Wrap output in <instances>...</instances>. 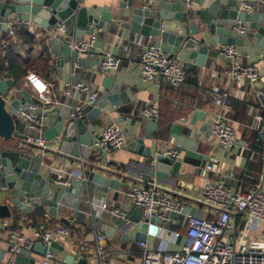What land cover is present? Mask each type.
Masks as SVG:
<instances>
[{"label": "crops", "instance_id": "1", "mask_svg": "<svg viewBox=\"0 0 264 264\" xmlns=\"http://www.w3.org/2000/svg\"><path fill=\"white\" fill-rule=\"evenodd\" d=\"M122 1L124 0H81V6L85 7L89 14L95 10L96 18H99L103 12H108L111 15L112 24L104 23L100 28L91 60H86L87 55H80L81 58H84V67L78 66L79 81L89 91L97 92L98 98L102 94L104 78L112 77L113 83L114 78L121 75V91H124V94L118 97V106L107 103L103 109L107 114L103 117V124L99 132L105 124L116 122L124 133L125 145L121 148L101 149L102 156L98 161L96 160L97 163L120 174H125L126 171L135 173L136 169L140 168L137 163H142L144 158L135 152L133 143L137 138L142 137L147 128L149 119L142 116V110L146 106L156 104L160 111L157 119H151L159 130L151 133V140H144L146 147L153 146V154L157 152L167 154L172 151L173 139L167 137L171 123H179L184 126V129L192 127V130L200 131L205 123L211 127L213 117L225 109L236 130V143L228 149L221 147L212 137L210 128L208 136L202 140L198 147V152L208 157V160H202L199 166L182 163L177 177L168 181L156 179V182L161 191L184 200L190 207L200 208L203 214H206L207 210L200 203V194L207 181L222 183L228 186L232 192L264 187V49L249 38L243 40V46H238L243 63H256L259 66V80L252 86L246 80L233 81L223 74L229 59L221 54H217L216 57L208 56L203 65H198L194 60L188 58L187 51L175 47H171L168 53L176 56L182 63L185 72L182 85L172 88L162 83L144 81L140 77V47L137 45V39L144 41L147 37L131 32L127 20L119 17L118 5ZM158 1L148 0L153 8H157ZM165 1L170 5L173 2H183L184 0ZM189 7L200 8L193 0ZM11 21H17V19L12 18ZM198 29L200 32L195 37L198 39L205 37V43L210 45L209 47L217 49L219 44L208 38V33L204 32L205 25L198 26ZM162 30L182 34L187 30V23L176 18L169 21L164 20ZM17 33L18 41L10 42L11 53L15 54L20 61L26 59L28 52L36 59L34 66L29 68L27 73L17 81L20 88L26 89L35 96V92L27 80V75L34 73L43 82L54 81L55 88L52 94H54L57 105L70 106L72 99L74 105H84L90 100L89 93L86 91L73 90L70 94L65 92L67 85L74 84L73 79L76 74L69 63H65L63 67L59 68L56 59L51 57L47 50H43V46L47 44L49 32L41 26L28 22L20 23ZM26 34L33 37H27ZM6 35L7 32L3 34L0 43L6 38ZM61 36L65 37L64 34ZM153 40L160 46L159 37H153ZM104 52H110L119 57L120 65L117 70L101 75L96 69ZM2 57L3 52H0V72L6 73L1 62ZM75 66L77 67V65ZM10 77L13 79L12 76ZM222 92L227 93L230 99L227 106L223 103ZM51 107L45 106L43 111ZM195 112L201 113V117L198 115L194 125L190 126L189 121ZM258 113L262 114L263 121L257 127L254 117ZM42 118L43 131H45L49 126L45 117ZM27 130L33 135L37 134L32 129L28 128ZM160 130L163 135L162 139L165 141H162L156 148L155 138H159ZM166 138L168 139L166 140ZM182 156L183 153L180 152L177 159L180 160ZM54 163L53 165L59 166L58 168L63 170L69 181L77 171L83 175L84 168L80 163L61 160H54ZM208 164L211 165V170L206 172L205 167ZM134 179L136 178L119 179L121 184L117 189H110L107 193H98L89 204L82 203L79 209L88 215L83 223L77 222L73 211L63 206L58 211L57 217L65 218L68 221L66 224L50 218L46 207L32 209L27 217H22L17 211L14 225L9 220H0V252H4L6 255L10 253L8 237L13 232L29 239L32 237L34 228L40 223H45L49 227L62 224L70 230V235L59 243L64 247L63 251L57 250V254L54 255V259L62 264H64L65 255L74 256L73 264H77V260L81 257L86 258L88 264H99V258L95 255L94 249L96 233H102L105 236L102 259L107 260L109 264H141L142 252L135 238V226L126 219L122 225H116V221L119 219L111 216L108 211L100 212L99 210V205L106 203L109 208L115 207L126 212L132 211L131 216L136 214L135 206L126 195V190ZM6 196V193H0L1 203L4 202ZM93 213L95 216H100L101 223L115 229L111 237H108L105 232H101L99 226H87L89 217ZM182 229L183 226L178 219H172L169 223V230H178L182 233ZM262 229L264 231V225H262ZM144 242L146 247L151 250L161 244L157 234L155 236L147 234ZM183 243L184 239L179 238L175 243H167L166 248L168 251H178ZM30 256L34 259V264H40L43 258V255L33 249L30 250ZM1 264H4V261Z\"/></svg>", "mask_w": 264, "mask_h": 264}, {"label": "water", "instance_id": "2", "mask_svg": "<svg viewBox=\"0 0 264 264\" xmlns=\"http://www.w3.org/2000/svg\"><path fill=\"white\" fill-rule=\"evenodd\" d=\"M193 2L200 8L188 7L184 1L169 5L167 1L159 0L157 8H153L148 0H124L118 5L119 17L127 20L131 32L145 37H159L160 47L164 52L168 53L171 47L181 48L198 65H203L206 57H216L219 54L217 49L205 43V37H195L200 32V25H205L204 32L208 33L207 37L217 44L241 47L243 40L249 38L264 49L263 12L238 11V0ZM248 2L251 5L256 4L254 0ZM95 15V10L89 14L81 6V0H0V40L7 32L12 18H16L19 23L32 22L49 33L63 25L65 37L61 34L49 36L46 50L56 59L59 68L69 63L76 74L74 84H77L80 83L78 66L84 67V58L71 49L70 40H80L88 35L91 23L99 28L104 23L112 24L108 12H103L99 18ZM174 18L187 23L186 32L176 34L162 30V22ZM91 59L92 55H87L86 60ZM121 86V75L114 78L113 83L112 77H105L101 96L81 105L78 116L71 119L69 115L72 112L73 99L70 106L57 105L43 111L42 103L36 96L20 88L8 72H0V193L7 194L4 202H0V220H9L14 225L17 211L22 217H27L32 209L46 207L50 218L66 224L68 221L65 218L57 217L63 206L73 211L77 222L83 223L88 215L79 206L82 203L89 204L98 193L117 189L121 184L119 179L140 177L147 180L152 175L159 181H168L178 176L182 163L199 166L202 160H208V157L198 152V147L208 136V129L211 128L209 124L205 123L200 131L192 130V127L184 129L179 123L170 124L167 137L173 139L172 151L183 153L178 160L165 153L153 154V146L144 145V140H151V133L159 130L155 122L149 119L142 137L133 143L135 152L144 158L142 163H137L140 168L135 173L126 171L125 174H120L97 163L102 156L101 148L93 151L91 147L97 139L103 117L107 114L103 109L107 103L118 106V97L124 94ZM32 106L36 107L35 112L38 115L45 117L49 126L43 131V136L47 140L59 137L58 151L46 150L43 155L35 154V146L26 141L32 132H28L26 122L19 114L22 111L28 112ZM198 115L201 117V113L193 114L189 121L190 126L194 125ZM158 135L159 138H155L156 148L165 141L162 139L161 130ZM54 160L80 163L84 168L82 178L72 176L68 185H59L56 175L47 167ZM134 209L136 214L131 216L132 211L127 212L124 219L116 221V225H122L128 220L135 226L136 240L144 242L147 234L156 235L158 220L153 215L141 221V208L135 206ZM188 214L200 217L202 210L186 205L180 214L171 213L170 218L182 222ZM92 225L99 226V230L108 237L115 232L114 228L101 223L100 216H95L94 213L87 223L89 227ZM163 226L167 227V224ZM32 249L43 256L47 252L54 256L57 250L63 251L64 247L56 242L47 247L37 241ZM2 261L4 264H34L30 251L25 250L10 252L8 255L0 252V264ZM73 262V255H65L64 264ZM77 264H88V261L81 257Z\"/></svg>", "mask_w": 264, "mask_h": 264}, {"label": "built area", "instance_id": "3", "mask_svg": "<svg viewBox=\"0 0 264 264\" xmlns=\"http://www.w3.org/2000/svg\"><path fill=\"white\" fill-rule=\"evenodd\" d=\"M255 5H251L248 0H238V11L263 12L264 1L254 0ZM186 6H190L192 0H184ZM19 22L10 21L8 24L7 36L9 42L18 41ZM90 33L80 40L71 39L70 47L79 55H92L95 49L94 43L97 39L100 28L95 23H91ZM65 34L63 25H59L56 30L51 31L49 36ZM140 47V77L144 81L165 84L172 88L182 85L185 72L182 63L176 56L166 53L155 44L153 37L148 36L144 41L137 39ZM219 54L228 58L229 62L223 70V74L233 81L246 80L249 85H253L259 80V66L256 63L245 64L241 61V53L235 45L217 46ZM7 65V62H4ZM120 65V58L110 52H104L97 72L101 75L109 71L117 70ZM27 80L35 92V96L42 103V107H54L57 101L52 94L55 88L54 81L43 82L34 73L27 75ZM73 90H82L89 93L90 100L97 98V92H91L81 83L67 85L65 92L70 94ZM260 94H262L260 92ZM224 105L229 104L228 94L222 92ZM88 101V102H89ZM81 105L72 104V112L69 117L75 119L80 112ZM36 107L32 106L28 112H20V117L26 122L29 129L37 132L36 135H28L26 141L33 144L35 154L43 155L46 150L58 151L59 137L47 140L43 136V118L35 112ZM160 115L156 104L146 106L142 110V116L147 119H157ZM257 127L263 121L262 114L255 115ZM212 137L223 148L232 147L236 139V130L227 111L222 109L215 115L211 123ZM125 145L124 133L116 122H109L102 126L97 139L93 141L91 149L97 148H121ZM177 152L169 151L166 155L178 157ZM49 163L47 167L56 175L59 185H68L69 179L61 168ZM211 165L205 167V171H210ZM74 173V172H72ZM72 176L79 179L82 173L75 172ZM126 195L134 206L142 210L141 221L151 216H155L157 222V235L161 244L156 249H148L145 242L138 241L141 247V264H264V187L255 190L232 192L228 186L214 181H207L201 190L200 203L206 214L200 217L185 215L181 222L184 232L169 230L171 222L170 214H180L186 206L184 200L172 196L160 190L156 178L150 176L147 180L140 177L134 179L127 190ZM100 212L108 213L117 219H124L126 211L120 208H109L106 203L99 205ZM94 211V210H92ZM167 224L164 227L163 224ZM70 235V230L62 225L47 226L40 223L33 230L32 237L24 238L23 235L13 232L8 237L9 250L11 253H18L22 250L30 251L35 242H40L47 247L52 243H60ZM179 238L184 239V243L178 251H168L167 243H175ZM105 236L102 233L95 235V255L99 258V264H109L102 259L104 254ZM40 264H62L55 260L51 253H46Z\"/></svg>", "mask_w": 264, "mask_h": 264}, {"label": "trees", "instance_id": "4", "mask_svg": "<svg viewBox=\"0 0 264 264\" xmlns=\"http://www.w3.org/2000/svg\"><path fill=\"white\" fill-rule=\"evenodd\" d=\"M26 36L33 37L30 34H26ZM8 40L9 38L6 35V38H4L2 43H0V52H3L1 62L6 72H8L10 76L13 77V80L17 82L21 76H24L27 73L29 68H32L34 66V62L36 61V59L29 52L26 59H24L23 61L17 59L16 55L11 53V51L9 50L11 45ZM43 50L46 51V45L43 46ZM4 62H7V65H4ZM15 216L17 217L16 214Z\"/></svg>", "mask_w": 264, "mask_h": 264}, {"label": "rangeland", "instance_id": "5", "mask_svg": "<svg viewBox=\"0 0 264 264\" xmlns=\"http://www.w3.org/2000/svg\"><path fill=\"white\" fill-rule=\"evenodd\" d=\"M184 232V229H182V233Z\"/></svg>", "mask_w": 264, "mask_h": 264}]
</instances>
